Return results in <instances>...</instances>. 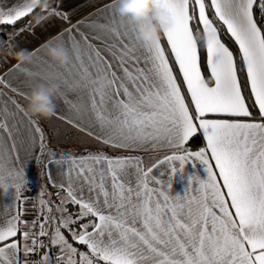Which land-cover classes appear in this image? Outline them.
Here are the masks:
<instances>
[{"label":"snow or ice","instance_id":"6c2138e0","mask_svg":"<svg viewBox=\"0 0 264 264\" xmlns=\"http://www.w3.org/2000/svg\"><path fill=\"white\" fill-rule=\"evenodd\" d=\"M156 3L172 22L162 33L166 48L161 38L152 47L144 44L108 4L93 14L103 15L102 24L90 17L71 24L63 15L70 26L52 39L78 50L63 72L38 48L30 63L76 90V99L66 101L68 112L54 115L88 138L117 152L174 151L149 166L134 155L103 151H69L57 159L29 119L30 148L39 138L48 164L62 168V179L50 176L49 183L64 195L55 208L41 199L39 214L27 222L17 148L23 109L15 101V109L0 103V188L14 189L17 202L0 224V264H264V0ZM45 10L60 15L50 6ZM32 12L29 2L0 10V25ZM217 23L238 51L222 42ZM201 33L209 36L206 43L195 39ZM29 72L13 64L0 73V84L25 96L19 74ZM197 133L204 146L190 151L186 143ZM191 160L204 166L206 179L192 176L182 197L170 195L173 176ZM65 231L85 250L74 247ZM49 245L59 252L27 258Z\"/></svg>","mask_w":264,"mask_h":264},{"label":"crops","instance_id":"0c3cea01","mask_svg":"<svg viewBox=\"0 0 264 264\" xmlns=\"http://www.w3.org/2000/svg\"><path fill=\"white\" fill-rule=\"evenodd\" d=\"M26 2H28V0H0V10H6L8 8H13V7H20L23 6ZM108 4L114 5L113 0H49L50 9L58 10L60 15H56L54 12L50 13V11L47 10L41 11V9L37 8V12L35 13L33 20L30 22V24L27 27L17 28L12 30L10 33H8L9 36L11 35L12 39L9 40V36H8L5 43L0 44V52H3V50L7 48V45L9 43L14 45V47L17 49L23 48L29 51H34L38 48L40 56H42L48 63L56 65L57 70L63 72L64 69L62 66H59L54 62H51L50 60H48L47 57H45L41 53L40 49L42 45L48 43L49 40H51L52 42H56L52 38L55 37L57 33L60 32L62 29L70 26L68 21H70L71 24H76L77 21H80L85 17H90L92 20H95L97 23H101V24L105 23L103 15L97 16L93 14L96 13L99 9L104 8ZM113 12L117 14L115 11V7L113 9ZM65 13L68 15V21H65L62 18ZM38 15L43 17V19L39 23H36V17ZM21 29L23 30L21 31ZM162 38L166 45V39L163 36ZM92 42L97 45L100 44L99 41H92ZM102 55H106V53L102 52ZM72 60L73 62H75V59ZM0 64L3 65L2 67H0V73H2L4 69L15 64V62L11 59L10 56H5L4 58H0ZM22 66L28 68L32 72L43 73V70L34 68L31 65V63ZM19 79L24 82L22 86V91L27 95L31 88L29 78L27 77L26 74H19ZM12 83L14 87H21L17 85L15 81H13ZM58 83H60L62 86L63 98L62 100L57 101L58 106L55 113L56 114L67 113L69 109V105L68 103H66V101H74L77 97V92L75 89L65 88L63 82H58ZM26 95L22 96L17 92L10 90V88L5 87L3 84H0V103L7 101L9 102V107L12 109H15V104H12L11 101H15L16 104L20 105V107L23 109ZM29 119H32L38 123V126L42 129L45 139L46 137H48L47 136L48 134H52L51 132L57 129L65 130L64 131L65 133L60 134L62 135V137L63 136L70 138L77 136L81 137L82 140L80 146L77 145L76 142L72 146V150H70L74 154H81L85 151L106 152L102 149L105 147H103L102 145L101 147L94 146L96 142L94 139L88 138L84 133H81L78 129L72 127L67 122L57 118V115H53L52 117L47 119H37V118L29 117L25 115L24 111H21L17 115V120L23 121L25 126L20 128L17 134L19 138L17 141V148L19 150L20 165H23L22 179L24 180L25 188L32 186V188L36 189L38 188L39 185L40 186L45 185L49 190H52L53 192L57 193L59 189L54 188L52 184L49 183L50 176H52V178L57 182H59L62 179L60 175L62 168L58 167L56 164L49 165L48 155L41 154L40 148L38 146L39 138H37L36 141L37 147L35 149L30 148V145L28 143L29 133L27 127V122ZM9 123H11V121H9ZM200 134L202 136V133ZM55 136H58V134L55 133ZM47 148L52 151V148L50 146L47 145ZM198 150H194V151H198ZM30 151L33 152V155L31 156L29 155ZM173 151L174 150L170 148H156V149H150L148 151H134V152H124V151L117 152L113 150V152L117 154L137 156L143 161L145 166H149L154 161V159H163L164 156L171 155ZM56 152L58 154L57 159H59L60 153L59 151ZM68 152L69 151H67L66 153ZM37 156H39L41 159L42 167L40 168H38V161L40 159L36 160ZM13 160L15 161V157H13ZM161 170H165V175L163 176V178L166 179L167 178L166 167L162 168ZM161 170L156 169L154 170L153 174L157 178H161L160 175ZM206 175L207 174L204 170V166L199 161L191 160L186 162L183 171L177 172L173 176L169 194L172 196L182 197L185 193V190L189 187L190 177L196 176L200 180H205ZM192 186L193 188L196 186L194 181ZM14 195H15L14 189L7 188L3 190L2 188H0V224H2L5 221L6 215L8 214L9 210H11L13 214L15 213L17 202L14 199ZM63 195L64 194L61 192L60 198ZM25 218L26 217L24 214L23 219L25 220ZM44 252L45 251L43 250L42 255ZM21 257L23 258V253H21Z\"/></svg>","mask_w":264,"mask_h":264},{"label":"clouds","instance_id":"9594fccd","mask_svg":"<svg viewBox=\"0 0 264 264\" xmlns=\"http://www.w3.org/2000/svg\"><path fill=\"white\" fill-rule=\"evenodd\" d=\"M29 6L44 11L48 8L49 0H28ZM117 15L127 19L135 28L137 37L149 47L161 38L162 33L171 26V18L157 7L156 0H113ZM43 17L37 16L36 23ZM198 43H206L209 36L197 34ZM41 53L51 62L63 66L67 59H76L78 50L72 43L61 46L57 42L45 43ZM6 54L18 65H27L31 61L32 52L23 48H15L8 44ZM31 84L29 93L25 97L23 111L25 115L37 119L52 117L57 109V101L62 100V86L52 76L45 73H26ZM35 83H32V82Z\"/></svg>","mask_w":264,"mask_h":264},{"label":"rangeland","instance_id":"374dc122","mask_svg":"<svg viewBox=\"0 0 264 264\" xmlns=\"http://www.w3.org/2000/svg\"><path fill=\"white\" fill-rule=\"evenodd\" d=\"M64 131L65 130H61V129L58 130L57 129V130L52 131L51 132L52 134H48L47 135L48 137H46L45 143L52 148V151H54V152L59 151V153H66L67 151L72 150V146L76 142H77V145L80 146L81 140H82L81 137H79V136L72 137V138L64 137V136L62 137V135H60V134L65 133ZM55 133H57L58 136H55ZM94 146L101 147V145L98 144L97 142H95ZM102 149L104 151H106V153L108 155H113V156H115V155H125V154L114 153L112 149L107 148V147L102 148ZM27 188L31 189V191H33L32 197L30 199H28V201L27 200L22 201V204H23V202L26 203V204H24V208L26 209V213H25V217L26 218H25V220L27 222H31L30 220L33 218V212L31 213L32 208H33L32 205H31L32 203L34 205L36 203V206L39 208V211H40L41 205H40L39 201L41 199H44V200L50 202L52 204L53 208H55V205L59 202L60 196L58 197L55 192H53L52 190H49L47 188V186H45V185H41V186L39 185L38 188H36V189L32 188V186L31 187H27ZM27 188H25V189H27ZM57 215H59V214L57 213ZM43 250L44 251H48L50 255H53V254L59 252L58 248H52L50 245L48 246V248H43ZM80 250H82V249H80ZM53 264H54V260H53Z\"/></svg>","mask_w":264,"mask_h":264},{"label":"trees","instance_id":"16d2710c","mask_svg":"<svg viewBox=\"0 0 264 264\" xmlns=\"http://www.w3.org/2000/svg\"><path fill=\"white\" fill-rule=\"evenodd\" d=\"M37 12V9H35L32 13L26 15L25 17H22L18 21H16L13 25H0V32L10 33L12 30L21 28V27H27L30 22L33 20L35 13ZM208 15L211 16V11L208 12ZM218 28H220V35L222 37V42H225L226 46L230 48V50L238 51V48L234 47V41L231 40L229 36L226 35V29H223L219 23L216 24ZM161 41L162 46L166 48L165 42L161 35ZM204 75L207 79L209 77V74L206 71V67L204 69ZM246 73L242 74L240 78V82L243 85L245 83ZM211 83V81H209ZM250 92V90H249ZM249 93L246 92L245 95H248ZM254 111H258V109H254ZM204 146V141L200 133L196 134V138H190V141L186 143V148L190 151L198 150L199 147ZM42 157V156H41ZM42 167L41 159L38 161V168ZM69 208L71 209V205H69ZM65 236L69 239V242L73 244L74 247H77L79 250H85L84 246L76 244L75 241H72L69 234L65 231Z\"/></svg>","mask_w":264,"mask_h":264},{"label":"built area","instance_id":"2783aa9c","mask_svg":"<svg viewBox=\"0 0 264 264\" xmlns=\"http://www.w3.org/2000/svg\"><path fill=\"white\" fill-rule=\"evenodd\" d=\"M5 56H8L6 54V49L3 50V53L0 52V58H4ZM32 194H33V191H31V189H28V188L27 189H24L22 191V196L23 197H26L27 199H24L22 201H25V200L28 201V199H30L32 197ZM24 204H26V203L23 202V207H24ZM31 205L33 207L32 208V211H31V213L33 212V218L30 221H32L33 219H35L37 217V215L39 214V208L36 206V203H35V205L33 203ZM42 252H43V248L39 249L38 252L29 253V255H28L27 258L30 261H34V260L35 261H38L41 258V256H42Z\"/></svg>","mask_w":264,"mask_h":264},{"label":"water","instance_id":"95a60500","mask_svg":"<svg viewBox=\"0 0 264 264\" xmlns=\"http://www.w3.org/2000/svg\"><path fill=\"white\" fill-rule=\"evenodd\" d=\"M8 36H9L8 33L0 32V44L5 43V41L8 38Z\"/></svg>","mask_w":264,"mask_h":264}]
</instances>
